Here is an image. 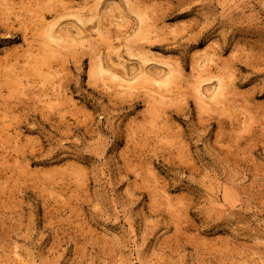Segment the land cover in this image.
<instances>
[{"label": "rangeland", "instance_id": "1", "mask_svg": "<svg viewBox=\"0 0 264 264\" xmlns=\"http://www.w3.org/2000/svg\"><path fill=\"white\" fill-rule=\"evenodd\" d=\"M0 264H264V0H0Z\"/></svg>", "mask_w": 264, "mask_h": 264}, {"label": "bare ground", "instance_id": "2", "mask_svg": "<svg viewBox=\"0 0 264 264\" xmlns=\"http://www.w3.org/2000/svg\"><path fill=\"white\" fill-rule=\"evenodd\" d=\"M53 35H54V34H53ZM56 35H57V34H56ZM50 37H51V36H50ZM53 37H54V36H53ZM106 69H107V68H106ZM106 69H105V70H106ZM107 71H108V69H107ZM108 72H109V71H108ZM109 75H110V74H109ZM112 75H114L115 78H116V77H120V75H118L116 72H112ZM121 77H123V76H121ZM112 78H113V77H112ZM121 80L124 82L123 79H121ZM127 82H128V81H127ZM199 84H200V83H199ZM199 84L197 85L198 88L201 87V86H200L201 84H200V85H199ZM198 88H197V89H198ZM201 90H202V89L200 88V92H201ZM201 93H203V92H201Z\"/></svg>", "mask_w": 264, "mask_h": 264}]
</instances>
